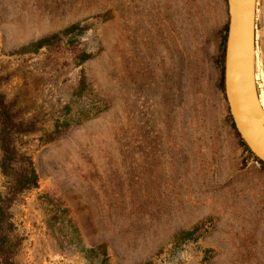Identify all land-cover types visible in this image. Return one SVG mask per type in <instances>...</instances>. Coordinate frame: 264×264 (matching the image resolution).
Returning a JSON list of instances; mask_svg holds the SVG:
<instances>
[{
    "label": "rangeland",
    "instance_id": "rangeland-1",
    "mask_svg": "<svg viewBox=\"0 0 264 264\" xmlns=\"http://www.w3.org/2000/svg\"><path fill=\"white\" fill-rule=\"evenodd\" d=\"M227 23L226 0H0V93L33 126L14 142L38 176L9 210L16 264H264V166L220 86ZM255 30L264 109V0ZM57 200L68 214L49 221Z\"/></svg>",
    "mask_w": 264,
    "mask_h": 264
},
{
    "label": "trees",
    "instance_id": "trees-1",
    "mask_svg": "<svg viewBox=\"0 0 264 264\" xmlns=\"http://www.w3.org/2000/svg\"><path fill=\"white\" fill-rule=\"evenodd\" d=\"M227 25L225 26V34L222 39V53L218 59V65L221 69L220 86L222 90L224 87V53ZM76 30L80 31V27L78 25H73L65 29L61 35L66 36ZM58 37L59 35L56 34L43 38L25 47L23 51H37L58 41ZM86 59L87 56L82 57V61ZM85 85L84 80L80 81L79 90L81 92L84 90ZM73 117L74 116H71L62 121H57L53 130L44 133L40 138V141L45 144L53 142L62 136L72 125H78L80 120H73ZM229 119L232 128L235 130L231 117H229ZM31 131H33L32 124L25 126L14 120L10 105L6 103L3 95L0 93V174L6 179L5 192L0 193V264H16L15 258L19 253L22 244V238L18 235L16 226L11 220V215L9 213L10 207L18 195L35 189L38 186V176L30 158L21 154L14 142L15 136ZM237 136L239 137L238 134ZM240 142L244 150L252 155L241 139ZM255 160L264 166V163L256 158ZM61 205L60 200H57V205L52 204L56 210L49 217V221L57 222L63 220L64 215L68 214V210ZM72 229L77 233L74 226H72ZM197 231L198 228L195 227L190 231L178 233L174 236L173 242L179 243L186 240H193ZM77 243H80V240H78ZM101 249H104V247L98 246L96 248H87L81 245L80 252L83 253L85 257L89 258Z\"/></svg>",
    "mask_w": 264,
    "mask_h": 264
},
{
    "label": "water",
    "instance_id": "water-1",
    "mask_svg": "<svg viewBox=\"0 0 264 264\" xmlns=\"http://www.w3.org/2000/svg\"><path fill=\"white\" fill-rule=\"evenodd\" d=\"M257 0H226L224 95L235 130L251 154L264 163V113L254 81Z\"/></svg>",
    "mask_w": 264,
    "mask_h": 264
},
{
    "label": "bare ground",
    "instance_id": "bare-ground-1",
    "mask_svg": "<svg viewBox=\"0 0 264 264\" xmlns=\"http://www.w3.org/2000/svg\"><path fill=\"white\" fill-rule=\"evenodd\" d=\"M254 54H255V58H256V48H255V50H254ZM254 81L256 82V73H255V76H254ZM258 100H259V105H260V107H261V109H262V111H263V113H264V109H263V107H262V105H261V102H260L259 96H258Z\"/></svg>",
    "mask_w": 264,
    "mask_h": 264
},
{
    "label": "crops",
    "instance_id": "crops-1",
    "mask_svg": "<svg viewBox=\"0 0 264 264\" xmlns=\"http://www.w3.org/2000/svg\"><path fill=\"white\" fill-rule=\"evenodd\" d=\"M228 24V23H227ZM228 26V25H227ZM227 33V32H226Z\"/></svg>",
    "mask_w": 264,
    "mask_h": 264
}]
</instances>
